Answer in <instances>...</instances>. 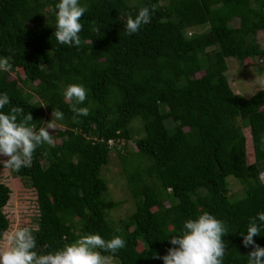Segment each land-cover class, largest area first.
Returning <instances> with one entry per match:
<instances>
[{
	"label": "trees",
	"instance_id": "trees-1",
	"mask_svg": "<svg viewBox=\"0 0 264 264\" xmlns=\"http://www.w3.org/2000/svg\"><path fill=\"white\" fill-rule=\"evenodd\" d=\"M56 3L0 0V57H11L15 74L0 72V94L11 100L2 111L22 107L37 128L53 109L64 113L57 131L49 130L55 147H38L31 166L14 171L33 188L37 251L55 250L76 233L121 235L126 247L114 254L115 264H163L155 257L172 247L171 235L207 211L229 231L223 264H247L252 248L243 234L249 218L264 212V90L235 93L225 71L227 57L241 65L264 61L254 37L264 31V0H80L87 11L79 48L56 41ZM142 6L155 8L151 22L126 35L127 16ZM202 25L205 31L188 34ZM69 83L87 90L80 106L90 112L79 123L62 95ZM135 117L140 134L129 128ZM130 140L129 155L111 144ZM111 149L136 198L116 223L106 210L118 202L103 198L100 175ZM229 179L239 182V196L229 195ZM9 191L0 182V234L9 224ZM254 240L264 247V226Z\"/></svg>",
	"mask_w": 264,
	"mask_h": 264
},
{
	"label": "clouds",
	"instance_id": "clouds-1",
	"mask_svg": "<svg viewBox=\"0 0 264 264\" xmlns=\"http://www.w3.org/2000/svg\"><path fill=\"white\" fill-rule=\"evenodd\" d=\"M55 9L56 41L79 48L83 43L80 37L83 25L80 20L87 8L81 5L80 0H58ZM154 11V7L142 6L135 16L129 14L124 23L125 34L137 33L142 25L150 23ZM93 31L99 33V28L94 27ZM10 61L11 57H0V72L12 71ZM255 83L259 89L264 90V77H256ZM62 95L74 114L73 123H79V117L89 115V108L80 106L87 99V90L82 84H67ZM9 104V95L6 92L0 94V157L5 158L0 159V165L5 169L19 171L31 166L38 147L45 144L55 147L54 135L49 130L57 131L56 122L64 119V113L53 109L52 119L37 128L31 123V113L24 114L22 107H12L7 113L2 111ZM262 226L264 212L249 218L242 239L244 247L252 248L247 255V264H264V247L254 240V237L260 235ZM228 232L222 220L207 211L202 212L195 218L185 220L181 230L170 237L172 247L162 257L155 258L162 259L163 264H223L226 245L222 237ZM75 236L74 240L55 250L38 252L34 229L16 226L0 234V264H113L114 254L126 247V241L121 235H113L109 239L98 233H76Z\"/></svg>",
	"mask_w": 264,
	"mask_h": 264
},
{
	"label": "rangeland",
	"instance_id": "rangeland-1",
	"mask_svg": "<svg viewBox=\"0 0 264 264\" xmlns=\"http://www.w3.org/2000/svg\"><path fill=\"white\" fill-rule=\"evenodd\" d=\"M166 0H161L164 3ZM234 22V20H233ZM235 23V22H234ZM206 26H196L188 30L190 32H203ZM256 41L261 47H264V31L259 30L255 34ZM211 47H208L209 50ZM227 69L225 71L228 83L235 93H239L243 96H250L258 88L255 83L256 77H264V61H260L258 58H254L253 63H245L241 65L234 57L226 58ZM10 77H14V72H9ZM31 92L30 89H26ZM31 100L38 99L36 96H32ZM264 107V105H263ZM52 118H50L51 120ZM166 125H171V120L165 121ZM58 126V124H57ZM134 128L136 133L140 134L141 120L135 117L129 123V128ZM51 132H53L50 129ZM245 133L247 130H244ZM137 135V134H136ZM134 135V137H136ZM55 141H59L58 139ZM111 144L120 149L124 155H129L135 150L133 140L123 142H111ZM109 161L101 168L100 175L106 180L107 189L103 193V198L118 202L113 208L106 210V217L109 221L116 223L118 219L125 217L134 210L135 197L131 195L128 182L126 180L127 174L123 170L116 151L111 149ZM0 159H5L0 157ZM259 169L261 170L260 177L264 181V162L259 163ZM145 180L147 175H143ZM0 182L5 183L9 187V197L7 202L3 206V211L8 218V227L5 231H10L16 226H29L35 228L37 226V208L35 203V195L30 181L26 177H20L11 169H5L0 165ZM241 186L236 179L228 180V193L230 196H239ZM4 231V232H5ZM113 264H115L113 260Z\"/></svg>",
	"mask_w": 264,
	"mask_h": 264
}]
</instances>
